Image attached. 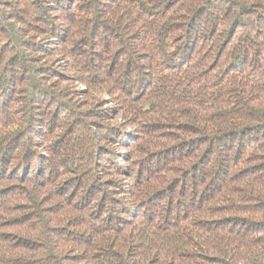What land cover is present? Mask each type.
Here are the masks:
<instances>
[{
    "label": "trees",
    "instance_id": "1",
    "mask_svg": "<svg viewBox=\"0 0 264 264\" xmlns=\"http://www.w3.org/2000/svg\"><path fill=\"white\" fill-rule=\"evenodd\" d=\"M0 264H264V0H0Z\"/></svg>",
    "mask_w": 264,
    "mask_h": 264
}]
</instances>
